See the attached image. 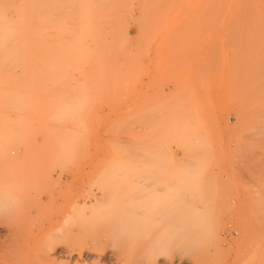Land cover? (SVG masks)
<instances>
[{"label": "rangeland", "instance_id": "1", "mask_svg": "<svg viewBox=\"0 0 264 264\" xmlns=\"http://www.w3.org/2000/svg\"><path fill=\"white\" fill-rule=\"evenodd\" d=\"M0 183L34 264H264V0H0Z\"/></svg>", "mask_w": 264, "mask_h": 264}, {"label": "bare ground", "instance_id": "2", "mask_svg": "<svg viewBox=\"0 0 264 264\" xmlns=\"http://www.w3.org/2000/svg\"><path fill=\"white\" fill-rule=\"evenodd\" d=\"M52 161H53V160H52ZM26 163H27V162H26ZM50 163L52 164V162H50ZM31 165H32V163H31ZM43 165H44V164H43ZM43 165H42V166H43ZM152 165H153V164H152ZM42 166H41V167H42ZM52 167H53V165H52ZM21 169H22V168H21ZM26 169H27V168H26ZM153 170H154V169H153ZM24 171H25V170H24ZM69 172H70V171H69ZM155 172H156V171H155ZM67 173H68V172H67ZM36 174H37V173H36ZM48 174H49V173H48ZM28 175H31V173H30V174L28 173ZM153 175H154V174H153ZM25 177H26V174H25ZM23 179H24V178H23ZM156 179H157V178H155V181H156ZM26 180H29V179H26ZM2 182H3V181H2ZM4 182H5V181H4ZM20 182H21V181H20ZM20 182H19V183H20ZM8 183H10V182L7 181V184H8ZM29 183H30V182H29ZM146 183H147V182H146ZM154 183H155V182H154ZM0 184H1V183H0ZM2 184H3V183H2ZM2 184H1V185H2ZM7 184H6V186H7ZM8 185H9V184H8ZM16 186H17V185H15V187H16ZM19 186H20V184H19ZM4 188H5V187H4ZM20 188H21V186H20ZM25 188H26V187H25ZM5 189H6V188H5ZM14 191H15V190H14ZM27 192H28V191H27ZM163 192H164V191H163ZM17 193H18V192H17ZM34 193H35V192H34ZM177 194H178V193H177ZM179 195H180V194H179ZM28 197H29V196H28ZM24 198H25V197H24ZM6 199H7V198H6ZM87 199H88V198H87ZM93 199H94V198H93ZM11 200H12V199H11ZM31 200H32V199H31ZM31 200H30V201H31ZM20 202H21V201H20ZM28 202H29V201H28ZM18 205H19V203H18ZM23 205H24V204H23ZM74 206H75V205H74ZM95 206H97V205H95ZM20 207H21V206H20ZM24 207H25V206H24ZM81 207H82V206H81ZM97 207H98V206H97ZM97 207H95V208H97ZM104 207H106V206H104ZM178 207H179V206H178ZM78 208H79V207H78ZM82 208H83V207H82ZM101 208H102V207H101ZM179 208H181V207H179ZM83 209H84V208H83ZM106 209H107V207H106ZM80 210H81V211H79V213L81 212V215H82L83 210H82L81 208H80ZM72 211H74V210H72ZM75 211H76V210H75ZM76 212L78 213V211H76ZM76 212H75V213H76ZM177 212H178V211H177ZM83 213H84V212H83ZM108 213H109V212H108ZM71 214H72V212H71ZM94 215H95V214H94ZM102 215H103V214H102ZM77 216H78V215H77ZM95 216H96V215H95ZM17 217H18V216H17ZM68 217H69V216H68ZM71 218H72V217H71ZM80 218H81V217H80ZM6 221H7V220H6ZM9 221H10V220H9ZM112 221H113V220H112ZM176 221H177V222H176V223L173 222V224L176 225V224L178 223V220H176ZM5 223H6V222H5ZM13 223H14V222H13ZM16 223H17V222H16ZM50 223H51V222H50ZM0 224H1V223H0ZM7 224H8V223H7ZM9 225H10V224H9ZM13 225H14V227L16 228V225H15V224H13ZM176 226H177V225H176ZM11 227H12V225H11ZM11 227H8V228H11ZM14 227H13V228H14ZM18 227H19V225H18ZM18 227H17V228H18ZM65 227H66V226H65ZM144 227H145V226H144ZM15 228H14V229H15ZM21 228H22V227H21ZM69 228H70V227H69ZM14 229H9V231H10V230L13 231ZM16 230H18V229H15V232H16ZM91 230H92V229H91ZM8 234H9V233H8ZM14 234H16V233H14ZM240 234H241V233H240ZM1 236H2V234L0 235V246L5 247L6 249L3 248V251L0 252V264H34L35 261L31 263L30 260L28 261V259H27V260H22V259L17 258L21 252L18 253L17 250H16V251L14 250L15 247H16L14 244H16V242H15L14 244L12 243V245H11V247H12L13 249H12V250L10 249V250L8 251V248L10 247V242L14 241L16 236L14 237V239H13V237H12V239H11V238H9V237L6 235V237H8V238L5 237L4 240H1ZM26 237H27V236H26ZM33 238H34V237H33ZM91 238H92V237H91ZM46 239H47V238H46ZM46 239H45V240H46ZM93 241L95 242L94 239H93ZM152 241H153V240H152ZM17 242H18V241H17ZM26 242H28V241H26ZM136 243H137V242H136ZM201 243H202V242H201ZM29 244H30V243H29ZM29 244H28V245H29ZM31 244H33V243H31ZM42 245H43V244H42ZM94 245H96V244H94ZM105 245H106V244H105ZM128 245H129V244H128ZM7 246H9V247L7 248ZM29 246H31V245H29ZM29 246H28V251H29ZM44 246H45V245H44ZM50 246H52V244H51ZM155 246H156V245H155ZM203 246H204V245H203ZM2 247H0V250H1ZM129 247H131V245H130ZM204 247H205V246H204ZM84 248H85V247H84ZM92 248H93V247H92ZM92 248H91V249H92ZM101 248H102V247H101ZM103 248H104V247H103ZM103 248H102V249H103ZM135 248H136V247H135ZM156 248H157V247H156ZM30 249H31V248H30ZM36 249H37V248H36ZM36 249H35V250H36ZM40 249H41V248H40ZM91 249H89V250H91ZM99 249H100V248H98L97 251H98ZM125 249H127V248H125ZM132 249H133V247H132ZM161 249H162V247H161ZM6 250H7V251H6ZM35 250H34V251H35ZM47 250H48V249H47ZM52 250H53V246L50 247L48 251H43L44 255H43V253L40 254V255L44 256V257H42L43 259H42V258H41L42 260L40 259V255L38 256L39 258H36V259H39V260H40V261L38 260V262H39L38 264H41V263H42V264H54V263H53V256H51V254H50V251H52ZM92 250H93V249H92ZM128 250H130V249L128 248ZM207 250H208V249H207ZM12 251H13V252H12ZM18 251H19V250H18ZM115 251H116V250H115ZM125 251H127V250H125ZM125 251H124V253H125ZM11 252H12V253L15 252V254H16V253H17V254H16V255H13ZM24 252H25V251H24ZM24 252H23V253H24ZM40 252H41V251H40ZM121 252H122V251H121ZM130 252H131V251H130ZM130 252H129V254H130ZM30 253H31V252L29 251V254H30ZM33 253H34V252H33ZM33 253H32V254H33ZM24 254H25V253H24ZM36 254H39L38 251H37ZM80 254H81V253H80ZM150 254H151V253H150ZM198 254H199V253H198ZM17 255H18V256H17ZM120 255H121V254H120ZM127 255H128V254H127ZM79 256H81V255H79ZM79 256H78V257H79ZM128 256H129V255H128ZM130 256H132V255L130 254ZM34 257H35V256H34ZM114 257H115V256H114ZM121 257H122V256H121ZM140 257H141V256H139V258H140ZM196 257H198V256H196ZM27 258H28V257H27ZM79 258H80V257H79ZM128 258H129V257H128ZM139 258H137V259H139ZM144 258H145V257H144ZM130 259H131V257H130ZM195 259H196V258H195ZM43 260H44V261H43ZM122 260H123V259H122ZM122 260H121V261H122ZM127 261H128V259H127ZM129 261H130V260H129ZM147 261H148V260H147ZM43 262H44V263H43ZM123 262H124V260H123ZM125 262H126V261H125ZM149 262H150V261H149ZM35 263H36V262H35ZM198 263H199V262H198ZM120 264H121V263H120ZM123 264H125V263H123ZM128 264H129V263H128Z\"/></svg>", "mask_w": 264, "mask_h": 264}]
</instances>
